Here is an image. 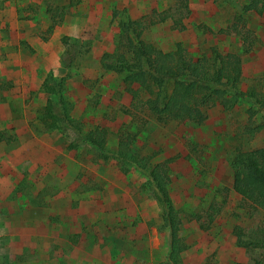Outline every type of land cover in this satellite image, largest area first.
<instances>
[{"label":"rangeland","instance_id":"obj_1","mask_svg":"<svg viewBox=\"0 0 264 264\" xmlns=\"http://www.w3.org/2000/svg\"><path fill=\"white\" fill-rule=\"evenodd\" d=\"M246 3L193 0L180 31L152 15L176 17L174 0H0V133L10 138L0 142V264H167V233L145 177L97 159L89 146L69 151L72 133L38 122L49 97L41 85L50 72L65 78L64 97L84 133L107 130V147L114 149L120 131L134 132L142 158L152 165L170 161L168 191L186 245L180 264L259 258L260 251L238 247L233 234L236 226L263 232L264 212L233 191L231 163L237 150L264 148V110L240 101L229 110H206L201 125L158 124L137 109L125 75L101 67L105 53L118 52L124 24L144 18L145 42L165 53L180 45L194 61L212 57L213 48L238 55L239 89L264 94V12L244 14ZM56 9L63 16L49 33ZM238 17L251 32L249 53L239 33H220ZM133 88L147 99L140 86ZM212 202L222 209L203 230L197 217Z\"/></svg>","mask_w":264,"mask_h":264},{"label":"trees","instance_id":"obj_2","mask_svg":"<svg viewBox=\"0 0 264 264\" xmlns=\"http://www.w3.org/2000/svg\"><path fill=\"white\" fill-rule=\"evenodd\" d=\"M176 17L169 14H157V22L171 20L175 29L184 31L183 20L190 15L189 3L193 0H174ZM61 11L64 7L60 8ZM52 12V24L48 28L51 33L57 16L63 14ZM264 12V0H247L242 13H255L261 16ZM153 18V17H152ZM243 17L220 33L238 34L241 37L244 53H249L253 42L251 32L246 31ZM144 18L127 21L122 28V40L118 52L105 53L101 67L106 72L125 75L127 90L135 101L137 109L145 111L158 124L169 121H192L201 125L207 120L210 108L221 106L229 110L240 101L250 103L251 107L264 110V94L255 89L242 92L241 59L238 55H223L212 49V57H202L192 60L180 45L170 52H163L153 44L142 39L147 28ZM64 44H68L66 38ZM69 52V49H68ZM129 56V57H127ZM65 78H56L48 73L42 82L41 89L49 97L38 111V122L45 130L60 133L70 132L74 138L68 145L69 151H75L83 146L94 149L97 159L103 162L115 161L124 171L132 167L145 177V190L156 202L162 229L167 233L168 253L167 264H180L181 256L186 251V245L180 237L183 221L179 212L174 208L169 195L170 178L168 173L169 160L152 165L148 159L142 158L134 144L137 134L120 131L118 142L114 149L107 147V130L96 128L84 133L82 123L72 117V105L63 94ZM140 86L147 94V99L140 98L133 88ZM3 83L0 84V90ZM262 129L261 126L256 130ZM252 132V130H251ZM9 142V137L0 133V142ZM233 170V191L240 197L242 203L264 212V148L251 152L237 150L231 163ZM217 205V206H216ZM212 202L207 210L197 217L201 229H208L222 207ZM233 234L238 247L249 251H260L259 258L253 264H264V231L247 234L241 227L236 226Z\"/></svg>","mask_w":264,"mask_h":264}]
</instances>
